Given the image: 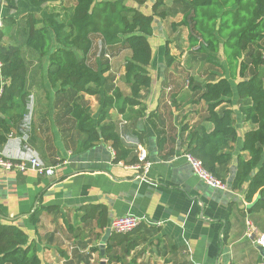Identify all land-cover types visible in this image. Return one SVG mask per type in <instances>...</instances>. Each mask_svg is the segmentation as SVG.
Segmentation results:
<instances>
[{
  "label": "crops",
  "instance_id": "crops-1",
  "mask_svg": "<svg viewBox=\"0 0 264 264\" xmlns=\"http://www.w3.org/2000/svg\"><path fill=\"white\" fill-rule=\"evenodd\" d=\"M121 1L153 13L155 0ZM76 3L59 0L51 3L49 10L67 20ZM165 4L166 16L155 17L149 37L152 86L142 90L141 105L129 106L124 113L116 108L110 111L107 122L117 125L122 140L133 149L126 159L117 160L110 142L98 141L82 148L85 133L79 131L70 114L72 103L77 101L89 106L96 116L100 95L49 87L47 58L25 44L26 17L31 12L39 16L42 9L33 8L29 0H0V45L20 47L27 65V105L32 102L33 106L28 130L21 128L22 120L16 116L0 124V156L24 163L30 147L46 166L54 168L52 175H46L31 168L0 167V219L17 224L36 240L43 264H99L102 237L114 217L126 214L139 217L141 222L130 235L138 245L124 263L134 259L136 264H260L264 259V250L246 235L247 220L264 232V211L251 209L260 191L249 201L247 184L241 189L231 187L238 155H247L242 151L244 133L257 127L241 111L249 100L235 93L216 108L218 112L228 107L234 110L238 138L225 150L231 153L230 161L216 167L228 188L212 187L194 174L183 156L190 131L214 128L206 119L208 103L199 99L202 91L189 88V81L179 88L165 84L173 75L179 79L173 72L177 65L187 79L195 76L201 84L229 77V70L220 61L221 72H201L199 58L190 54L193 50L187 27H172L188 11V0H166ZM147 7L151 11H146ZM92 38L101 48L109 49L105 53L108 59L103 60L108 62L106 91L119 88L130 95L124 74L131 49L126 43L107 46L98 34ZM167 47L176 56L170 67L166 66ZM91 54L92 50L90 64ZM98 63L100 60L91 65ZM6 82L0 62V96ZM141 150L151 163L147 171L138 157ZM38 207L43 209L36 232L30 218ZM126 246L127 241H114L112 253L122 255Z\"/></svg>",
  "mask_w": 264,
  "mask_h": 264
},
{
  "label": "trees",
  "instance_id": "trees-1",
  "mask_svg": "<svg viewBox=\"0 0 264 264\" xmlns=\"http://www.w3.org/2000/svg\"><path fill=\"white\" fill-rule=\"evenodd\" d=\"M57 1L29 0L33 8L42 11L39 16L31 12L26 17L25 44L47 58L49 87L100 95L101 107L96 116L89 106L77 101L72 103L70 114L79 131L85 133L82 148H89L98 141L110 142L116 159H126L133 149L124 143L117 125L107 121L112 108L124 113L129 106L141 105L142 90L153 84L148 69L152 60L149 37L153 34L155 16H166L165 11L158 12L166 0H155L150 14L121 0H77L67 20L49 10V5ZM188 7L183 18L172 23L173 29L187 27L189 48L226 63L229 77L203 84L190 77V89L202 91L199 99L208 103L206 119L214 128L190 131L186 151L200 158L205 167L218 176L217 164L230 161L231 153L225 150L237 140L238 132L234 126V110L228 107L218 112L216 108L235 93L249 100L241 106V111L245 119L257 127L244 133L242 151L247 155H238L231 187L241 189L247 184L249 201L260 191L251 209L264 211V0H188ZM94 34L100 35L107 46L126 43L131 49L124 74L130 95H124L119 88L106 91L104 74L108 71V62L96 66L88 63ZM165 58L168 67L176 60L168 47ZM0 62L2 76L7 80L0 96V124H5L11 116L22 120L26 113L27 65L18 46L0 45ZM42 209L38 207L30 218L36 232ZM133 232H112L105 250L108 264H136L134 259L127 263L123 260L138 245L130 238ZM114 241H127L122 255L112 253ZM0 264H43L36 240L17 224L1 219Z\"/></svg>",
  "mask_w": 264,
  "mask_h": 264
},
{
  "label": "built area",
  "instance_id": "built-area-1",
  "mask_svg": "<svg viewBox=\"0 0 264 264\" xmlns=\"http://www.w3.org/2000/svg\"><path fill=\"white\" fill-rule=\"evenodd\" d=\"M32 107V102L28 103V111L24 114L21 122V128L23 130H28L30 128L32 121ZM26 153L27 156L23 161L24 163L16 162L10 158L0 156V167L6 170H12L14 168L24 170L26 168H31L40 174L46 175H52L54 173V168L46 166L36 150L27 147ZM183 156L191 165L194 174L205 181L208 185L220 189L228 188L227 182L215 175L213 172L209 171L200 158L189 152H185ZM138 157L140 162L143 163L145 170H149L151 163L147 160V154L141 150ZM140 222V218L133 214L120 215L112 219L110 228L112 232L131 233L139 227ZM246 235L249 236L256 245L260 246L264 250V232L259 231L255 224L250 220H247ZM260 264H264V259Z\"/></svg>",
  "mask_w": 264,
  "mask_h": 264
},
{
  "label": "rangeland",
  "instance_id": "rangeland-1",
  "mask_svg": "<svg viewBox=\"0 0 264 264\" xmlns=\"http://www.w3.org/2000/svg\"><path fill=\"white\" fill-rule=\"evenodd\" d=\"M143 1L145 2V0H143ZM165 5L160 7L158 9V12L165 10V8H166ZM146 11H151L150 7H147ZM155 17H157V20H158L159 16L156 15ZM180 35H181V33H179L178 36H180ZM94 41H95V43H94V47L92 49V54L89 57L91 64L97 63L98 60H100V62H103L104 59H108V57L105 56V53L107 52V50L109 52V49H105V48L103 49V47L101 48L100 47L101 45L97 40L94 39ZM190 54H191V57L197 56L199 58L200 62L202 63L199 66L201 68V72H205V74H207L209 72V70H211V69L215 70L217 72H221V70H222L221 66L222 65H220V60L218 58H214V57L208 56V54H202V53H198V52H194V51H191ZM194 54H196V55H194ZM173 72H177L179 79H177V76H175V75L172 76L171 80L167 79V82H166L167 84H165V86L167 88L169 86H171V87L173 86L174 88H179L181 86V84L187 83L188 81H190V77H188V79H187L188 75H185L186 73L184 72V70H181L180 65L174 66ZM249 73H250V71H249ZM192 79L195 80V82H196L195 76H193ZM67 246H71V245L67 244Z\"/></svg>",
  "mask_w": 264,
  "mask_h": 264
},
{
  "label": "water",
  "instance_id": "water-1",
  "mask_svg": "<svg viewBox=\"0 0 264 264\" xmlns=\"http://www.w3.org/2000/svg\"><path fill=\"white\" fill-rule=\"evenodd\" d=\"M112 234V230L111 228H107L104 236L102 237L101 241H100V254L102 256V260L99 262V264H108L107 259L105 258L106 256V244L107 241L110 239V236Z\"/></svg>",
  "mask_w": 264,
  "mask_h": 264
}]
</instances>
